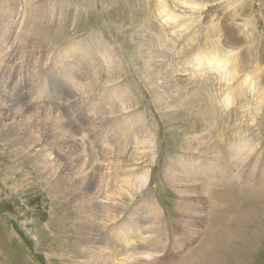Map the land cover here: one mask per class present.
Returning <instances> with one entry per match:
<instances>
[{
	"label": "rangeland",
	"instance_id": "obj_1",
	"mask_svg": "<svg viewBox=\"0 0 264 264\" xmlns=\"http://www.w3.org/2000/svg\"><path fill=\"white\" fill-rule=\"evenodd\" d=\"M51 1L7 0L0 3L6 18L14 21L12 36L17 31L21 33L19 40L11 41L18 54L24 47L29 30L38 22V37L35 31L34 41L40 39L38 45L42 47L43 56L41 66L38 65V76L46 75L43 79L46 87L42 88L40 84L38 95L55 98L46 100L47 108L45 105L41 108V102L38 103L37 144L26 143L21 151L0 135V264H72L75 258L77 262L92 259L91 255L86 259L77 258V252L85 244L81 215L69 203L65 187L74 190V205H84L91 210L93 203L88 198L93 191L96 192V202L104 198L100 190L104 185L95 183L109 178L99 171L102 167L99 149L105 148L107 153L108 147L112 146L110 148L118 150L124 133L131 136L137 132L141 135L147 124L154 138L152 145L156 149V157L152 160L142 157L141 150L139 155L135 154L131 143L122 147L126 149V159L137 168V174L148 176L142 182L141 192H134L132 196L125 194L123 201L129 204L134 200L138 202L140 197L154 199L164 210L163 217L168 220L167 230L172 229L174 232L171 233L175 234L181 231L180 239L185 241L183 249L175 245L167 252L155 251L154 256L146 255L147 264L184 261L189 255L187 245L202 247L209 242L216 232L217 221L222 216L225 218L229 210L232 215L236 210L248 213L247 220L250 221L246 224L250 229L249 235L254 238L246 242L232 240L229 249L233 256H224L223 264H264V193L261 190L257 194L246 192L247 197L226 190L221 196L222 205L213 211L212 225L207 230L209 221H206L205 212L204 217L192 215L187 218V226L171 222L178 214L174 205L176 194L160 179L169 156H207L212 148L203 146H208L210 141L231 143L246 136L255 142L254 145L262 147L254 152L248 150L242 153L244 159L253 158V154L264 149V0H53V5ZM37 16L41 17L37 19ZM90 34L101 36L106 41L107 53L115 58L112 64L103 57L105 51L97 52L92 46L81 51L79 45H86V37ZM83 72L89 77L94 76L98 85L95 89L98 90H94L95 93L90 95L93 97H89L86 103H77L71 110L69 103L63 102V99L73 89L77 91V87L81 88L78 92H82ZM246 76L252 78L253 84L243 82ZM0 83L4 85L2 76ZM58 88L61 93L56 91L51 94V89ZM228 91L232 94L228 100L231 108L221 114L224 109L220 101L222 97L226 98ZM60 102L66 103L64 109L60 108ZM211 107L218 109L212 119L209 117L214 114L209 111ZM39 110L49 112H45L48 117H44ZM93 110L97 114L94 117L99 113L100 118L107 122H99V118L93 117L94 125L86 127L80 119L85 121V113L91 118ZM139 117L142 120H138ZM44 118L45 121H42ZM131 118H134V123L130 122ZM207 120L210 123L205 128ZM38 147L41 151L35 152ZM95 149L98 154L93 156ZM76 155H81L80 161H84L88 171L92 169L88 173L90 180L85 179ZM259 161L264 163V152ZM263 171L264 167L259 172L262 184ZM250 173L251 177L256 172ZM252 181L249 179V182ZM77 195L87 199L78 202ZM245 198L246 203L243 201ZM95 221L100 224L98 219ZM190 221L196 223V234L192 238L186 231L190 228ZM129 224L131 222L117 225H121L123 231ZM102 234L103 231L96 238L101 240ZM119 238H122L121 234L114 239ZM111 247L116 258L125 255L127 258L122 251L125 247Z\"/></svg>",
	"mask_w": 264,
	"mask_h": 264
},
{
	"label": "bare ground",
	"instance_id": "obj_2",
	"mask_svg": "<svg viewBox=\"0 0 264 264\" xmlns=\"http://www.w3.org/2000/svg\"><path fill=\"white\" fill-rule=\"evenodd\" d=\"M1 2H7V0H0V3ZM50 3L53 5L55 2L52 0ZM2 10H3V6L1 5L0 6V12H2V16L0 17V64H2V66L0 67V78L2 76L3 81H4V85L2 86V84L0 83V135H2L3 138L7 142L13 144V146L18 148V150H21V149L23 150L26 143L31 144V143H35V140H38V137H36V135H35L38 132V108L40 107V106L38 107V103L41 102V105H42L41 108H42L45 105L46 100L48 98L53 97V96L50 95L48 97L45 95H42V96L38 95L39 85L42 84V88L46 87V86L44 87V85L46 83H44V80H43L45 78L44 76H46V75L41 74L40 77L38 76V73H39L38 65L41 64V60L43 58L42 50H41L42 47H41V45H38V43H39L38 41H40V39L37 42L34 41L35 31L37 32L36 35L38 37V25H37L38 22H36L34 24L33 29L29 30V33H28L27 38L25 40L24 47L22 49H20L21 53L18 54L17 47H13V45L11 44V41L13 43L16 40H19L21 38V33L19 31H17L12 36L14 21L10 22L6 18L5 12H3ZM39 17H41V16H37V19ZM36 26H37V28H36ZM86 40H87L86 45H84V46L81 44L79 45V47L81 46V51L86 50L87 48L84 49L85 47H91L92 46L93 48L97 49V52H99V51L104 52L105 51V55H103V57L106 60H108V63L111 62L109 64H112L114 62L115 58L113 59V57L110 56L111 54L107 53L108 44L106 43V41H104L101 38V36H97L96 34H90L88 37H86ZM65 47H66V45H65ZM43 48H44V46H43ZM69 48H70V46H69ZM59 51H58V53H59ZM81 51H79L80 54L82 53ZM48 52H49V50H48ZM66 52H67V50H66ZM68 52L70 53V51H68ZM86 52H88V51H86ZM71 53H72V51H71ZM75 53H78V52H75ZM56 56H57V54H56ZM70 56H71V54H70ZM45 57H47V56H44V58ZM88 57H89V55H88ZM78 58H76V59H78ZM43 62H46V61L43 60ZM86 62H87V60H86ZM81 63L83 64L82 61H81ZM219 64L220 63H217L216 65H219ZM92 65H94V64L92 63ZM113 66H114V64H113ZM114 67H117V66H114ZM51 71H52V69H51ZM109 71H111V69ZM44 72L45 71H42V73H44ZM122 72H121V74H122ZM194 73L200 74V72H194ZM226 73L229 74L228 72H226ZM82 74H83L82 79L84 80L81 82L82 92L81 93H80V91L78 92V90H80L81 88H78L76 86L77 91H75L73 89V91H71V94L68 95V97L63 99V102L69 103V107H70L69 109H71V108L73 109L74 105L76 106L77 103H79V104L82 102L86 103V101L89 97L90 98L93 97L90 95L92 93H95L94 90H98V89H95V87L98 85L93 79L94 76L89 77L88 75H86V72H83ZM201 75H202V73H201ZM38 77H39V79H38ZM249 78H250V76H246L244 78L243 82L251 85V84H253V81H252V78H250V79ZM169 79H170V77H169ZM228 84H229V82L227 81V85ZM79 86H80V84H79ZM229 87H227V88H229ZM231 88H232V86H231ZM107 89H108V87H107ZM56 91L61 93L60 89L58 88L57 90L51 89V94H54ZM99 91H101V90H99ZM229 91H231V90H229ZM229 91L226 94V98L222 97V99L220 101V105L224 109L221 111V114H224L226 112L225 109L227 110V108L231 106L229 104L228 100L231 98L230 95H232V94ZM120 92H121V90H120ZM61 102H62V100H61ZM106 103H108V102H106ZM61 104H62V107H60V108L64 109L66 107V103L65 104L61 103ZM111 105H112V103H111ZM45 107H46V105H45ZM45 107H43V108H45ZM48 107H49V105H48ZM217 110H218L217 108H214V109H212V107L210 108V110H209L210 113L211 112L214 113L213 115H209V117L211 119L217 114V112H218ZM39 111L43 114L44 117L47 116V114L45 113L47 111H45V112H44V110H39ZM67 111H68V109H67ZM91 111H92V109H91ZM93 111H94V113L91 112L93 114L91 116V118H88L87 113L84 114L85 115V121L84 122L82 119L79 118L82 123L87 125L86 127H88L90 125H94V122H95L94 119H96V118H99V120H98L99 122H102V123L107 122L103 118H100L99 113H98V116L94 117V115H97V114H95L96 113L95 110H93ZM103 111H104V109H103ZM72 112H74V111H72ZM101 112H102V110H101ZM47 113H49V112H47ZM136 113H137V111H136ZM133 114H135V112ZM49 115H51V114H49ZM136 116H134V117H136ZM93 117H94V119H92ZM133 119L134 118L130 119L131 123H132ZM173 119H174V117H173ZM55 120H53V121H55ZM138 120H142V119H140V117H139ZM42 121H45V118ZM74 121H75V119H74ZM166 121H168V120H166ZM134 122L135 121H133V123ZM140 122H142V121H140ZM58 123H59V121H58ZM209 123H210V120L209 121L207 120L206 124H205V128H206V126H208ZM77 125H78V123H77ZM77 125H76V127H77ZM127 126H125V127H127ZM40 127H41V125H40ZM81 128H82V126H81ZM129 128H131V127H129ZM149 128H151V127H149L148 124L145 125L141 135H140V133H137V132H134V134L131 133L132 134L131 136L126 134V133H124L125 135L122 134L124 136H121V138H123L124 140L118 139V140H120V144H121L118 146L119 147L118 150L110 148L112 146L108 147L109 151L107 153H106L105 148L99 149V150H101L99 152V156L101 157V161L99 163L102 165V167L99 169V171H101V173L104 175H108L109 178L107 180H98L95 183V185H104V188L100 189L103 191L104 198H102L96 202V200H95L96 192L93 191L91 196L88 198L89 200L92 199L93 208L91 210L89 208L85 207L84 205H78V206L74 205L73 201L76 198V196L73 194L74 190L72 191L69 188L65 187L66 191L65 190L64 191L69 196L68 197L69 203L76 209V211H78L79 215H81L80 216V218H81L80 224H81V230H82V235L84 237L85 244H84V246H82L81 250L79 252H77V254H76L77 258L80 257L82 259H86L88 256H90V255L92 256V259H89L87 262H83L80 260H79L80 262H77L75 260L76 259L75 258L73 260L72 264H147V262L145 260L146 255L147 256L148 255L154 256L155 251L156 252L160 251V252L164 253V251L167 252L170 248L175 247V245L178 246L180 249H183L182 245L185 244V241H183L184 240L183 238H182V240L180 239L182 232L179 231V234H175V233H171V232H174L172 229L167 230L166 226H167L168 220H166L165 217H163V211L164 210L159 208V206L157 205V203L154 199H149L147 197H140L138 202L134 200L135 202L132 201L129 204L123 201V195L126 194L129 196H132V194H134V192H141L142 182L148 176H146L147 175L146 174L145 177H142L141 176L142 174H137V172H136L137 168L134 167L133 163L129 162L126 159V155H125L126 149L123 150L122 147L125 144L127 145L128 143H131L134 145L133 146L134 149H132V151L135 152V154L139 155V151L141 150L140 156H142V157L147 156L149 160H152L154 157H156V149L152 145V143H153L152 140L154 138H153V135L151 134V131ZM187 128H190V126H188ZM61 129L63 132V128H61ZM127 129L125 130L126 132H127ZM129 130H128V132H129ZM148 131H150V134L148 136L144 137ZM202 133H203V131H202ZM70 134H71V132H70ZM80 135H82V134L80 133ZM204 135L207 137L206 134H203V136ZM52 136H54V135H52ZM195 136H198V135H195ZM47 137H48V135H47ZM49 138H51V137H49ZM209 139L210 138L208 137V140ZM223 141H225V140H220L221 143H219V142L218 143H212L210 141L208 146L207 145H205V146L200 145V146L206 147L207 149L212 148V152L210 151L211 153H209L207 156L196 157V155H195V158H194L193 156H187V155L186 156H183V155L173 156V155H171L168 157V162L166 161V165L161 170V177L162 178H160V177L159 178L163 179L175 191V194H176L175 195L176 196L175 197L176 203H174V205L176 204L175 207L177 209L176 211L178 212V214L176 216L174 215L175 217L171 220V222L173 224L175 223L174 225L183 224L184 226H187V218L190 219V217H192V215L199 217L200 215H203L205 212L206 221L207 220L209 221L208 225H206V221H205V225H206V228L208 230L209 227L212 225V216L214 213L213 211L217 208L218 205H222L221 196L223 195V193L226 190H228L234 194H242L245 197H247V193L248 194L249 193L257 194V192H259L260 190H261L262 194L264 193V189L262 190V187H264V183L262 184L259 181V172H260L261 168L264 167V163L260 162L259 158L262 156L264 149L260 153L253 154L252 157L254 159L253 158L244 159L241 157L242 153H246L248 150L254 152V151H257V149H260L262 147H260V146L258 147L257 144L254 145L255 142L253 143V141L246 136H243L242 138H239V139H237L231 143L226 142V141H225V143H222ZM188 142H186V143H188ZM35 144H37V143H35ZM131 144H130V147H131ZM177 145H179V143ZM39 147H40V145H39ZM39 147L35 148V152L41 148V147L40 148ZM79 149H81V148H79ZM120 149H122L123 151L122 152L119 151ZM184 149H186V148H184ZM40 151H41V149H40ZM69 151H71V148ZM92 153H93L92 154L93 156H96V153L98 154V151L95 149L92 151ZM81 155H78V156L76 155L77 156L76 161H78V165L82 168V170L84 172L85 179L90 180V176L88 175V173L92 169L90 168V170L88 171V168L84 167V161H82V162L80 161ZM191 155H192V153H191ZM36 157H37L36 160H38V155H36ZM261 161H263V160H261ZM145 165H147V164H145ZM77 170H78V168H77ZM45 171H47V170H45ZM252 171H254L256 173H254L250 177V174H251L250 172H252ZM54 173L55 172H53V174ZM140 173H141V171H140ZM245 175H247V176H245ZM249 179H251V180L253 179V181L249 182ZM65 183H66V181H65ZM259 183H260V185H259ZM74 187L77 188L78 186L74 185ZM74 187H73V189H74ZM170 191H171V189H170ZM77 199H78V202H81L82 200H85L87 198H84L81 195H77ZM243 201L246 203L247 198H245ZM136 208H140V209L146 208V209L140 210V209H136ZM131 213H133L132 216H130ZM247 214L248 213L246 211L236 210L235 213L232 215V214H230V210H229L227 213V216L225 218H224V216H222L217 221L216 232L209 242L205 243L202 247H196L194 244L187 245L190 248L188 258L185 259L184 261L174 260L176 262L173 261V264H223V257L224 256H228V255L233 256V253L229 249V247H232V240L239 239L240 241L246 242V241L252 240L254 238V237L249 235L250 229L246 223L248 221H250V219L247 220V217H248ZM205 215H203V217ZM176 218H178V219H176ZM97 219L100 222L99 225H98L97 221H95ZM95 222H96V225H95ZM130 222H131V224L126 226L127 229L126 230L123 229V231H121L120 226L125 225V224L130 223ZM232 222H233V226L231 227ZM119 223H121V225H117ZM188 225L190 226V228L186 231H187L188 236L191 235L190 237L192 238V237H194V234H196V229H195L196 223L190 221ZM117 230H118V232H116ZM101 231H103V234H102L101 240H99L98 238H96V235L98 233H100ZM113 233L117 234V236H119L121 234L122 238L114 239L117 236L114 235ZM203 233H204V229H203ZM105 244H107V245H105ZM111 245L119 246L121 248L125 247L126 249H122V251H125L124 253L127 254V258H125L126 255L123 256L122 258H116V256H115L116 254L114 255L115 250L111 247ZM115 249H116V247H115ZM223 250L225 251L224 252L225 255H223ZM172 251H173V249H172ZM179 252L182 253L181 250ZM156 257H157V255H156ZM166 257H167V255H166ZM65 258H66V256H65Z\"/></svg>",
	"mask_w": 264,
	"mask_h": 264
}]
</instances>
